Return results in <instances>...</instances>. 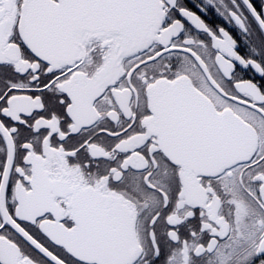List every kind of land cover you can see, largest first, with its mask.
Returning a JSON list of instances; mask_svg holds the SVG:
<instances>
[{
	"label": "snow or ice",
	"instance_id": "1",
	"mask_svg": "<svg viewBox=\"0 0 264 264\" xmlns=\"http://www.w3.org/2000/svg\"><path fill=\"white\" fill-rule=\"evenodd\" d=\"M0 264H264V0H0Z\"/></svg>",
	"mask_w": 264,
	"mask_h": 264
},
{
	"label": "flooded vegetation",
	"instance_id": "2",
	"mask_svg": "<svg viewBox=\"0 0 264 264\" xmlns=\"http://www.w3.org/2000/svg\"><path fill=\"white\" fill-rule=\"evenodd\" d=\"M255 3L259 4L260 3V0H255ZM235 34V33H234Z\"/></svg>",
	"mask_w": 264,
	"mask_h": 264
}]
</instances>
